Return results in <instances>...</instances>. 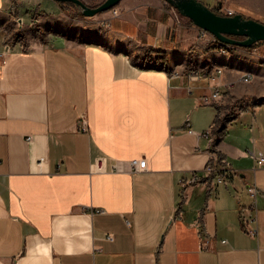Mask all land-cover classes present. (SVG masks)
I'll return each mask as SVG.
<instances>
[{
	"label": "crops",
	"instance_id": "obj_1",
	"mask_svg": "<svg viewBox=\"0 0 264 264\" xmlns=\"http://www.w3.org/2000/svg\"><path fill=\"white\" fill-rule=\"evenodd\" d=\"M73 14L0 0V264H264V43L223 53L166 0Z\"/></svg>",
	"mask_w": 264,
	"mask_h": 264
},
{
	"label": "water",
	"instance_id": "obj_2",
	"mask_svg": "<svg viewBox=\"0 0 264 264\" xmlns=\"http://www.w3.org/2000/svg\"><path fill=\"white\" fill-rule=\"evenodd\" d=\"M74 4L84 17H94L117 7L122 0H105L98 6H89L83 0H54ZM182 16L197 27L212 34L220 42L243 48L264 41V23L238 13L220 15L201 0H166Z\"/></svg>",
	"mask_w": 264,
	"mask_h": 264
},
{
	"label": "built area",
	"instance_id": "obj_3",
	"mask_svg": "<svg viewBox=\"0 0 264 264\" xmlns=\"http://www.w3.org/2000/svg\"><path fill=\"white\" fill-rule=\"evenodd\" d=\"M227 14L232 16V15H234V12L229 10L227 12ZM108 26H110V24ZM200 37L204 38V39L211 37L215 43L219 42L212 34H210L209 32H207L203 29H200ZM9 48H10V46L8 47V49ZM224 49H225V47L223 46L221 51ZM218 72H220V70H218ZM191 75L192 76L198 75V72H192ZM252 78H253V75L251 73H247V74L243 75L242 80L246 83H249L252 81ZM221 96H222V92L218 90V91L214 92V94L212 95V98L218 99ZM204 100L206 102H209V98H205ZM84 125L86 126L85 121H84ZM191 133H193V131H191ZM255 160H256L257 166L264 167V156L262 154L255 156ZM132 165L136 170L143 169L142 166H139L138 160H134L132 162ZM97 171L98 172L104 171L103 159H99V161L97 163ZM205 171H206L207 176L216 177V179L219 183H224L226 181V174L228 172V164L223 160L218 161L217 159L214 158L210 162V164L206 167ZM201 182H202L201 179L197 175H195L191 179L181 180V185L183 187H188L190 185L198 184ZM248 191L253 197H256L257 194L259 193V191L255 185L249 186ZM108 238L112 239V235L111 236L109 235Z\"/></svg>",
	"mask_w": 264,
	"mask_h": 264
},
{
	"label": "trees",
	"instance_id": "obj_4",
	"mask_svg": "<svg viewBox=\"0 0 264 264\" xmlns=\"http://www.w3.org/2000/svg\"><path fill=\"white\" fill-rule=\"evenodd\" d=\"M65 4V3H64ZM69 4H72V3H69ZM72 5H74V4H72ZM75 6V5H74ZM76 7V6H75ZM215 12H217L218 14H220V15H225V16H228V14L227 13H225V12H222V11H220L219 9H213ZM80 14H81V16H83L82 15V13L80 12ZM245 16V15H244ZM84 17V16H83ZM245 17H247V18H251V17H249V16H245ZM257 20V19H256ZM258 21H260V22H262L261 20H258ZM260 43H264V41H261V42H258V43H256V44H254L252 47H250V48H254L255 46H257L258 44H260ZM158 53V62H160L161 63V65L163 66V67H165L166 68V70L168 71V72H170L171 70H170V68H169V66H168V62H167V57H166V55L164 54V53H162V52H157ZM152 54H153V52L150 50V51H148L147 53H146V55L144 56V58H143V60L144 61H147V59L149 58V57H151L152 56ZM149 56V57H148ZM230 114L229 115H226L225 117H223V118H219L218 119V121H217V127H218V132L219 133H222V132H224L225 131V129H226V127H227V125L230 123Z\"/></svg>",
	"mask_w": 264,
	"mask_h": 264
},
{
	"label": "rangeland",
	"instance_id": "obj_5",
	"mask_svg": "<svg viewBox=\"0 0 264 264\" xmlns=\"http://www.w3.org/2000/svg\"><path fill=\"white\" fill-rule=\"evenodd\" d=\"M85 3H87L89 6H93V7H95V6H98V5H100L101 3H103L105 0H83ZM61 5H62V8H63V11L64 12H66V13H68V14H70V15H75V14H73V13H76L78 16H81V14H80V11H79V9L77 8V7H75L74 5H72V4H69V3H61ZM210 7V6H209ZM211 8V7H210ZM114 9V8H113ZM213 9V8H212ZM216 9H219L220 11H222V12H225V13H227L230 9H228L226 6L225 7H223V6H220V7H217ZM112 10V9H111ZM174 11H176V12H178L176 9H174ZM232 11V10H231ZM108 12H110V10L108 11ZM234 12V11H233ZM102 14V13H101ZM235 15V14H234ZM228 16H230V15H228ZM233 16V15H232ZM82 17V16H81ZM254 19V18H253ZM109 25V24H108ZM218 40V39H217ZM219 41V40H218ZM216 44V46L217 45H223V46H225L226 48L224 49V50H222L221 52H223V53H226L227 52V48H228V46H231V45H227V44H224V43H222V42H218V43H215ZM261 44V43H260ZM236 47V46H235ZM243 48V47H242ZM147 53V52H146ZM157 54V53H156ZM146 55V54H145ZM154 55V52H153V54H152V56ZM149 57V56H148ZM152 58V57H151ZM263 62H264V59H263ZM169 66V65H168ZM199 69H194V70H192L191 72H198V73H201L200 71H198ZM218 70H220V68H217V72H218ZM221 71V70H220ZM219 73V72H218ZM192 74V73H191Z\"/></svg>",
	"mask_w": 264,
	"mask_h": 264
}]
</instances>
